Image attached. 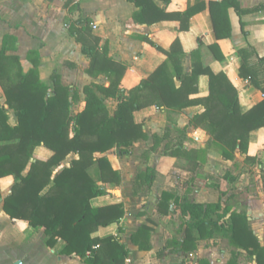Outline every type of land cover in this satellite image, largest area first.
I'll use <instances>...</instances> for the list:
<instances>
[{"label":"crops","instance_id":"1","mask_svg":"<svg viewBox=\"0 0 264 264\" xmlns=\"http://www.w3.org/2000/svg\"><path fill=\"white\" fill-rule=\"evenodd\" d=\"M152 1L172 13L210 0ZM238 1L245 7L257 8L238 15L230 7L231 35L216 39L208 8L192 15L189 28L180 30L176 19L151 24L135 21L133 12L138 7L129 0H0V50L18 55L27 71L32 66L28 52L34 44L43 43L38 50L39 77L48 82L56 71L62 84L78 89L80 100L71 109L74 114L84 104L85 85H108L104 74L92 76L86 71L89 58L74 35L84 23L77 24V18L89 20L92 33L99 38L98 47L107 41V55L125 66L120 80L124 88L139 84L166 59L143 37L164 49L178 38L184 51V73L191 72L190 53L200 45L203 63L213 72L227 75L238 90L241 111H246L264 97V87L256 88L239 76L237 51L250 48L257 55H264V0ZM215 42L219 50L212 52L208 45ZM220 52L223 57L216 59ZM175 84L178 86L179 81ZM207 93V76L203 75L198 79L197 93L189 97ZM102 96L112 112L116 100ZM0 97L3 100L1 87ZM5 107L8 122L15 125L14 111ZM202 111V105L183 109L150 105L137 110L133 116L143 124L145 138L129 146L126 154L117 149L105 153L119 172L120 181L100 183L106 192L92 197L90 204L101 207L121 203L124 214L118 222L100 226L92 235L112 236L128 252L122 260L119 248L97 247L100 250L96 264H259L255 255L222 232L221 225L228 221L231 212H244L264 250V186L259 180L264 170V126L249 133L247 153L236 151L232 159H223L209 133L192 122V117ZM51 154L48 148L37 146L31 160H46ZM246 156L254 159H245ZM77 157L70 153L62 164L69 165ZM14 182L13 175L0 178V264H87L74 253L61 252L63 240L49 247L42 227H32L26 220L5 213L3 199L11 193ZM185 202H218L220 208L210 212L200 227L188 229L191 215L183 210ZM223 211L225 216L221 218ZM140 228L142 231L137 234ZM114 257L116 261L112 260Z\"/></svg>","mask_w":264,"mask_h":264},{"label":"trees","instance_id":"2","mask_svg":"<svg viewBox=\"0 0 264 264\" xmlns=\"http://www.w3.org/2000/svg\"><path fill=\"white\" fill-rule=\"evenodd\" d=\"M129 1L138 7L133 12L135 21L151 24L176 19L180 30L189 28L192 15L208 8L216 39L231 35L230 7L238 15L257 8L245 7L238 0H210L169 13L152 0ZM76 23H84L74 35L82 45V52L89 58L87 73L92 76L104 74L108 85H85L84 104L74 114L71 109L80 100L78 89L62 84L56 71L52 72L48 82L39 77L38 50L43 43L34 44L28 52L27 59L32 66L27 71H24L18 55L0 50V87L3 91V100L0 97V178L6 175L15 178L11 193L3 199L5 213L11 218L26 220L32 227H42L48 236L46 243L49 247L61 239L65 242L61 252L74 253L87 264H96L100 250H96L97 247L119 248L122 260L128 252L112 236L100 238L92 235L100 226L120 220L124 214L122 204L92 207L90 199L106 192L100 183L120 181L119 172L112 167L105 153L117 149L126 154L129 146L145 138L143 124L134 119L135 111L150 105L173 109L202 105L203 111L195 114L192 122L209 133L211 140L219 145L223 159H232L236 151L247 153L249 133L264 126V97L250 109L241 111L237 88L224 72H213L203 63L200 45L190 53L191 72L184 73V51L178 38L164 49L143 37L162 51L166 59L139 84L124 88L120 80L125 66L107 55V41L99 48V38L92 33L89 20L77 18ZM208 48L212 52L219 50L216 42ZM237 53L239 76L263 89L264 55L259 56L250 48H240ZM222 57L221 52L215 55L216 59ZM203 75L207 76V95L190 98L191 94L197 93L198 79ZM102 95L116 100L112 112ZM5 106L14 111L15 125L8 122ZM37 146L48 148L51 156L46 160H31ZM70 153L78 157L69 165H63ZM245 159L254 158L246 156ZM259 180L264 186V170H261ZM44 188L45 192L40 193ZM219 208L218 202L207 205L183 203V210L191 215L187 228L200 227L206 216ZM224 216L225 211L221 212V218ZM221 230L263 264L264 250L251 231L244 212H231ZM141 231L142 228L137 234ZM112 260L116 261L115 257ZM233 262L228 264H235Z\"/></svg>","mask_w":264,"mask_h":264},{"label":"rangeland","instance_id":"3","mask_svg":"<svg viewBox=\"0 0 264 264\" xmlns=\"http://www.w3.org/2000/svg\"><path fill=\"white\" fill-rule=\"evenodd\" d=\"M217 147L219 148V145L217 144Z\"/></svg>","mask_w":264,"mask_h":264}]
</instances>
